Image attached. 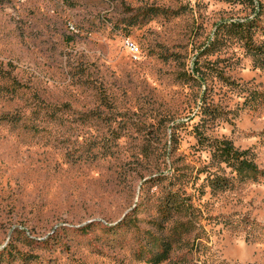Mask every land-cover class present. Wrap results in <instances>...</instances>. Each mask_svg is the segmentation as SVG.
<instances>
[{
	"label": "rangeland",
	"instance_id": "obj_1",
	"mask_svg": "<svg viewBox=\"0 0 264 264\" xmlns=\"http://www.w3.org/2000/svg\"><path fill=\"white\" fill-rule=\"evenodd\" d=\"M254 3L0 0V264H264V175L209 143L264 171Z\"/></svg>",
	"mask_w": 264,
	"mask_h": 264
},
{
	"label": "trees",
	"instance_id": "obj_2",
	"mask_svg": "<svg viewBox=\"0 0 264 264\" xmlns=\"http://www.w3.org/2000/svg\"><path fill=\"white\" fill-rule=\"evenodd\" d=\"M228 1H240L241 3L250 5L252 9L257 6H255L254 0ZM260 5L261 4L259 3L258 6L260 7ZM231 26L233 27L234 32L238 34L239 38L243 40L244 46L247 48L251 55H264V43L259 44L256 42V31L251 19H248V17L244 19L238 18L235 21L231 22ZM259 63L260 65H264V59ZM199 137H201L200 141H207V138L205 139L204 136L199 135ZM209 143L211 144L210 158L216 160L217 164L219 166H222L223 170L229 168V173L234 174V176H238L240 177V179H250L253 181H257L260 175H264V171L260 169L258 165H256L255 161L250 157H247V151L241 149L239 150L231 141L226 139H211ZM212 174L213 173H210V175ZM215 174L216 175L213 174L214 176L210 178L208 177L211 181L212 188L217 190H226V188L231 183V177H229L226 172H223V174ZM174 205L177 210H184L185 208H187V205H184V203L181 202H177ZM167 255L168 254H166L165 252L162 253L161 251L159 254L157 253V256L161 257H158L157 260L153 257H149L148 261L158 263L162 261V259H164Z\"/></svg>",
	"mask_w": 264,
	"mask_h": 264
}]
</instances>
